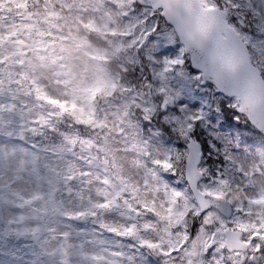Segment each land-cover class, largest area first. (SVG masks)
I'll return each instance as SVG.
<instances>
[{
  "label": "snow or ice",
  "instance_id": "6c2138e0",
  "mask_svg": "<svg viewBox=\"0 0 264 264\" xmlns=\"http://www.w3.org/2000/svg\"><path fill=\"white\" fill-rule=\"evenodd\" d=\"M0 264H264V0H0Z\"/></svg>",
  "mask_w": 264,
  "mask_h": 264
}]
</instances>
